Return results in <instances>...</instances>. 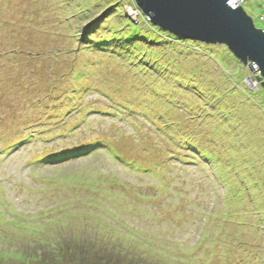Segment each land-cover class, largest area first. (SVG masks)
Here are the masks:
<instances>
[{
	"label": "rangeland",
	"instance_id": "374dc122",
	"mask_svg": "<svg viewBox=\"0 0 264 264\" xmlns=\"http://www.w3.org/2000/svg\"><path fill=\"white\" fill-rule=\"evenodd\" d=\"M241 1L264 30V0ZM144 15L136 0H0V264L41 249L27 246L33 228L9 227L19 224L8 205L17 216L50 214L43 228L56 236L74 211L97 218L98 206L112 230L86 220L84 235L104 232L106 244L157 264H264L254 252L264 246L261 80L221 44L182 57L158 49Z\"/></svg>",
	"mask_w": 264,
	"mask_h": 264
},
{
	"label": "trees",
	"instance_id": "16d2710c",
	"mask_svg": "<svg viewBox=\"0 0 264 264\" xmlns=\"http://www.w3.org/2000/svg\"><path fill=\"white\" fill-rule=\"evenodd\" d=\"M251 1H254V0H251ZM245 4L246 3H244V6H245ZM244 6H243V9H244ZM259 6H262V8L264 7L263 3H261V2L259 3ZM256 8L258 9V7H256ZM259 13H260V15H259L258 19L264 26V11L260 10ZM252 19H253V17H252ZM152 38H153L152 40L154 41V44H157V43L161 44V47L158 49H161L162 51H165L166 53L168 52V50L171 52H174V53H175V51L177 53L180 52V54L177 57H182L185 54H188V51H192V50L196 51V49L203 50V49H207L206 47H208V46L202 45L201 41H195V40H189V39L181 38V37L174 35L168 31L162 30L161 28H159L157 26H155V31H154ZM212 46H216V45H212ZM84 48H86V47L84 46ZM211 48H214V47H211ZM66 49H67V51L68 50L70 51V45L66 44ZM81 49L83 50L82 45H81ZM57 50H58V52H61L62 48H57ZM194 51H192V52H194ZM64 53H66V52H64ZM216 53H218V51ZM231 54L239 62H241L232 52H231ZM171 56H174V55H171ZM98 63H100V62L98 61L96 64H98ZM242 65L244 67H246L243 63H242ZM94 72H96V71H93L91 74H94ZM87 76H85V77H87ZM75 78H79V77L75 76ZM158 78L160 79V83L164 80L163 75L160 77L158 76ZM79 79H81V78H79ZM83 79H85V78H83ZM164 82H165V80H164ZM163 87H166L168 89L171 88L174 91L177 90L178 91L177 97L184 95L183 99H185V100H188L187 98L191 95V93L183 91L176 86H169L167 84H164ZM259 88H260L259 90L264 91L263 86H261ZM202 91L204 93H206L205 90L202 89ZM165 97H168V96H165ZM125 98L128 100V101H125L126 104H130V105L135 104V102L132 99H129V97H125ZM161 100L162 101H160L159 99L155 100L153 104L156 103V104L160 105V108L166 107L167 105H169L168 102L164 101L163 99H161ZM117 102L120 103L121 101H117ZM115 103H116L115 100H111L109 102V104H113V106H108V107H114V108H116L114 110L115 112L121 113L119 111V109L117 108V105H114ZM141 103H142V104H140L141 106L143 104L147 105V103L149 105L152 104V103L150 104L149 102H144V103L141 102ZM233 103H234V101L229 103V105L233 104ZM60 107L61 106L59 105L58 109ZM127 107L130 108V106H127ZM219 108H220L219 111L221 109L225 110L223 106H219ZM162 121H165V119H163ZM169 128L173 129L174 127L169 126ZM175 138H176V134H175ZM181 141L183 143H188V140L185 138L181 139ZM181 141L178 140V142H180V144H181ZM76 154H78V151L77 152H70V153L66 152L63 154H57L55 156H51V158L47 157V160H52V159L58 160L61 158H63V160H64L65 159L64 157H70V156H73ZM197 155L199 156L198 153H197ZM87 184H89V183H87ZM90 185H91V183L86 188L90 189ZM175 198L178 199L177 196H175ZM238 203L239 202H235L232 206L233 208L229 207L234 212H236V217L239 216L238 212L235 210L236 207L238 206L237 205ZM247 203H248L249 207L251 208V211H253V213L256 214L257 209L255 207H253L251 201H244L243 202V204H247ZM242 207H243V205H242ZM242 207H240V208L242 209ZM93 208H95L96 210L99 211V214L97 213L94 216H99V217L92 218V217L88 216V212H86L85 210L84 211L83 210L82 211L76 210V211H74V214H75V212H79V213H76L77 218L74 219L73 221H67L63 226L62 234L59 236H56V230H54V232H53L50 229L43 228L44 220L45 219L47 220L46 216L50 215V214L43 213L42 215H38L37 217H27V214L25 213V214L17 216L15 214H11V212L15 213V211H11V209H15V208L12 205H11V207L8 205V210H6L7 211L6 215L12 216L13 221H16L19 224L18 226H9V225H13L12 223H14V222H12V223H9L8 226L13 227V228L14 227L30 226L34 230L30 231L29 237L31 238V243L27 244V246L31 247L33 245H39V244L41 245L40 246L41 249H37V251H36L37 253H35V255H31V258L29 257V259H27V260L21 258L20 261L15 260L16 261L15 264H157L154 262V260L147 258V257H144V256H136V258H134L133 256H130L129 255L130 252H128L129 247L123 242L122 243L120 242L122 245L120 243L116 244V241L114 240V243H110L111 246L109 244H106L109 241L110 235H106L104 232L96 233L94 236V239H90V237L88 238L86 235H84L83 234V231H85L84 227L87 226L86 220L87 221H91V220L95 221L94 229H100L103 227L105 229L108 228V230H112V228L110 227L112 223H110V221H108V219H111L112 216L104 213L108 217L107 218L102 217L99 207L93 205ZM7 213H9V214H7ZM220 214L222 215V212ZM52 217H55V216H52ZM52 217H50V218H52ZM32 218H37V220L40 222L37 225L31 226L32 224H29L28 222ZM48 219H49V217H48ZM53 220H56V217ZM48 221H51V219L47 220V222ZM238 222H240L242 225H247L244 221L239 220ZM116 223L121 224L120 222L119 223L116 222ZM250 223H251V221H250ZM14 225H16V224L14 223ZM121 225L123 227H125L124 224H121ZM114 227H116V226H114ZM114 227H113V229H115ZM257 229H258L259 238H262V235H264V229L262 227L257 228ZM126 231H127L126 235H128L131 232V230H129V229H126ZM36 233H38V234L36 235ZM19 236H20V234L17 235V237H19ZM13 238H14L13 232L7 231L6 240L9 242V239L12 241ZM138 239H140L138 237V235L136 236V235L132 234V242L133 243L138 242L139 241ZM16 241H18V240H14L11 242V244H10L11 248H13V245H15L14 243H17ZM262 241H264V238L262 239ZM150 244L151 243H149L146 247H148L149 249H152L151 247H149ZM141 247L143 248L145 246L141 245ZM253 247H256V245H253ZM125 249H127V250H125ZM153 252H154V250H153ZM254 252H255V254L257 252H259V254H261V252H264V246L258 245L257 249L254 248ZM154 253L157 255L162 254V252L161 253L154 252ZM227 254L230 255L228 252H227ZM198 255H200V254L198 253ZM221 258H222V260L224 259V254H221ZM9 259H11V256L6 254V264H12V262L14 261L12 259L11 260H9ZM232 261L234 264H237V262H238V260H232ZM244 264H252V261H248V263H244Z\"/></svg>",
	"mask_w": 264,
	"mask_h": 264
},
{
	"label": "water",
	"instance_id": "95a60500",
	"mask_svg": "<svg viewBox=\"0 0 264 264\" xmlns=\"http://www.w3.org/2000/svg\"><path fill=\"white\" fill-rule=\"evenodd\" d=\"M150 22L184 39L225 45L264 87V30L232 0H136Z\"/></svg>",
	"mask_w": 264,
	"mask_h": 264
},
{
	"label": "clouds",
	"instance_id": "9594fccd",
	"mask_svg": "<svg viewBox=\"0 0 264 264\" xmlns=\"http://www.w3.org/2000/svg\"><path fill=\"white\" fill-rule=\"evenodd\" d=\"M240 3H242V1L241 0H239V5H240ZM231 4H232V2H231ZM131 15H133L132 13H131ZM134 16H141L140 14H139V12H137ZM145 16V15H144ZM152 24V23H151ZM225 46V45H224ZM257 74L259 75V73L257 72Z\"/></svg>",
	"mask_w": 264,
	"mask_h": 264
},
{
	"label": "snow or ice",
	"instance_id": "6c2138e0",
	"mask_svg": "<svg viewBox=\"0 0 264 264\" xmlns=\"http://www.w3.org/2000/svg\"><path fill=\"white\" fill-rule=\"evenodd\" d=\"M233 3L237 6H239V0H233Z\"/></svg>",
	"mask_w": 264,
	"mask_h": 264
},
{
	"label": "bare ground",
	"instance_id": "6f19581e",
	"mask_svg": "<svg viewBox=\"0 0 264 264\" xmlns=\"http://www.w3.org/2000/svg\"><path fill=\"white\" fill-rule=\"evenodd\" d=\"M232 4H234V3H233V0H232ZM234 5H235V4H234ZM235 6H237V5H235ZM165 151H166V150H165ZM55 188H56V187H55Z\"/></svg>",
	"mask_w": 264,
	"mask_h": 264
}]
</instances>
